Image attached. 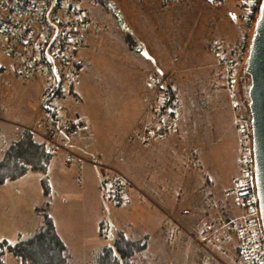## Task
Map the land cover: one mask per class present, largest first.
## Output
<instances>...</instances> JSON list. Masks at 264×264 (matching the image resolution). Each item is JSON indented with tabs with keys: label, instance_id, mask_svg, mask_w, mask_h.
Instances as JSON below:
<instances>
[{
	"label": "crops",
	"instance_id": "1",
	"mask_svg": "<svg viewBox=\"0 0 264 264\" xmlns=\"http://www.w3.org/2000/svg\"><path fill=\"white\" fill-rule=\"evenodd\" d=\"M124 1L121 9L111 0H108L109 3L104 8L106 9V13H111L113 9L115 11L119 9L117 13L121 16L127 29V34L123 39L124 46L122 50L126 58L125 65L131 66L133 97L128 99L125 111H115L107 113L105 116H100L102 115L100 111L93 110L92 107L83 106L81 88L77 85L74 88V93L81 97V102L78 105H73V107H77L79 110L84 121V127L75 142L83 152L95 156L101 162L109 161L115 155H118L119 159H115V165L133 181L135 187L129 188L126 204L122 207H116L114 211V220L110 221V225L112 226V223L116 221L117 226L112 228L108 225L109 229L105 230L101 228L102 222L104 225V210L101 203L102 198L100 199V190L103 193V197H108V195L103 192L97 169L87 163L95 169L94 172H97L98 179L92 176L93 169H87V164L84 165L80 172L75 161L67 162L64 153L56 154L57 159L53 160L51 169L61 168L60 164H62V175H73L69 167L74 165L76 180H79V177L82 178V182L79 180V188H81L78 191L80 194L77 196L79 200L72 199V197L62 199V203L65 205L62 207V238L68 245L70 258L74 261L76 259H86V261L88 260L91 263L97 251L108 244L113 238L114 233L119 231H123L128 237L144 239L145 247L140 257L151 260L154 258L158 263L162 256H167L171 250H174L175 244L178 246L177 228L175 227L176 232L174 235L172 229L166 233L162 232L163 228H165L163 221L168 223L171 221L167 217L168 220L163 218L164 214L163 216L160 215L159 210L153 205L156 203L154 201L156 197L161 202L166 203L167 201L166 196L161 194V180H158V183H156V180L152 185L150 181L152 176L153 178L159 177L163 179L164 170L166 169L170 172L172 169V159L183 161L182 174L186 182L182 185V193L185 195L189 193L191 188L195 189V180L197 190L199 191H202V188L207 187L212 182L219 180L227 187L225 191L227 195L231 196L227 191L233 184V179L240 172V159L236 158V152L233 149H229L232 145H227L228 141L225 136L221 135L220 139L222 143H226V147L221 146V144L215 145L212 141L210 144L214 146V149L210 150L207 148V133H212L215 136L214 130L216 127L205 129L207 133L203 135H196L197 131L191 129L189 123L182 118L184 114L182 106L184 103L182 95L179 94L184 88V80L192 74L191 72L197 69L198 63L206 67L219 66L221 74L226 80L228 88L226 92L215 88L213 78L210 77L217 74L218 70H206L203 82L208 83L209 89H211L210 97L218 107L222 106L224 102H228L229 107L231 104L230 109L232 108V117H234L236 126L235 146L238 147L241 137L238 130L237 111L234 108V104L237 102L235 100L238 98V91L236 89L234 90V94L231 93L232 90H230L227 80V69L222 63V56L231 54L238 47L239 37L237 43L230 40L227 44H224L222 53L216 52L213 48L214 41L217 39L222 40L224 38L222 34L224 33L217 30L214 36L211 34L215 31L213 28L212 32L210 31L211 36L208 39L210 41L209 46L206 47V43H199L201 46L196 50L199 61L197 63L192 56H188L187 49H185L188 33L193 30L191 19L197 16L196 5L192 4L193 0ZM224 1L221 0V2ZM227 12L231 14L230 11ZM206 16L210 18L208 13ZM221 21L212 22V24L217 28L218 25H221ZM110 26V29L107 31L108 33L106 32L107 34H92L89 37L88 45L79 53L78 66H81L82 63L86 64L83 53L90 46L89 43H92L90 39L93 36L98 39L108 37L113 28V21H111ZM132 54L138 56L139 63H137V57ZM9 60L7 65L12 75L10 84L13 83L15 86H19L25 90H28L33 82L37 85L35 94H27L29 97L28 110L20 109L19 117L22 120L11 122L12 125L18 123V128H21L22 131L26 125L34 124L38 121L40 110L39 107L37 109V106L40 102L41 85L35 79L15 74L10 67L11 57ZM3 69L4 64H0V70ZM149 72L155 73L159 78H165L168 89L181 100L182 109L180 110H183V112L182 115L179 112V118L174 131L167 136L155 137L149 141V144H144L141 140L129 139V135L138 123L144 124L145 122L156 121L154 116H144L148 92L144 80ZM193 80L201 81L199 77H192L191 81L193 82ZM210 84L213 85L210 86ZM89 111L90 113H88ZM94 111H97L99 114L94 115ZM12 117L15 118L16 116L11 114ZM113 121L121 124L125 122L127 125L115 127L112 125ZM143 124L139 127L140 129H142ZM198 140L201 141L199 144L197 143ZM181 146L186 148L180 149ZM177 154H180V157ZM164 162L166 163V167L163 164ZM211 163H213V166ZM136 164L138 165L139 174L138 183L135 182L131 175V170ZM85 169L86 171L88 170V178L87 183L83 185L86 174ZM29 172L23 176H27ZM21 178L0 183V240L18 241L25 234H34L41 225L42 215L38 212V203L42 201V197L36 187L25 186L26 182ZM225 178L228 179L227 182L224 181ZM189 179L193 181L190 189ZM145 186L149 187L148 190L144 188ZM88 191H90L89 194ZM91 193L94 198H92ZM208 195L209 193H204L202 205H207L210 210L212 209V205H215L219 209L217 202L215 200L210 201ZM89 198H91V201L88 202ZM26 207L28 209L29 207L32 208L31 215L29 214V210L26 214L24 213ZM109 215H111V212ZM157 215L160 216V221L156 219L155 216ZM234 215L230 213L226 217L222 212H219L217 215L213 214L212 217L204 216L201 227H199V224L196 225L202 243L198 242L197 247L205 250V248L209 249L210 245V249L212 248L217 253L228 256L229 264H234L232 260L238 255L236 231L232 230L233 235L228 240L223 235L225 229H221V239L216 240L214 235L215 226L206 230L205 221L213 219L218 222L217 225L226 224L227 228L231 230L232 219L236 217ZM157 226L161 237L152 235V228ZM107 233L109 234L108 237ZM148 242L151 245H148ZM186 248L188 260H192V258V261L198 260L197 257H194L193 253L199 256L202 254L201 250L200 253L196 247H191V249L189 247ZM88 257L90 258L88 259ZM212 263L215 264L214 261H201L199 264Z\"/></svg>",
	"mask_w": 264,
	"mask_h": 264
},
{
	"label": "built area",
	"instance_id": "2",
	"mask_svg": "<svg viewBox=\"0 0 264 264\" xmlns=\"http://www.w3.org/2000/svg\"><path fill=\"white\" fill-rule=\"evenodd\" d=\"M240 1L247 8L242 16L246 17L241 34L243 40H239L231 54L222 56L231 89L237 86L239 70L247 63L254 34L251 32L263 0ZM100 3V0H0V48L11 57L10 67L15 74L35 79L41 85L38 121L24 128L44 141L51 153L63 152L67 162L77 161L80 172L85 164L93 165L105 191L122 206L127 202L129 188L135 184L115 165L118 155L101 162L75 148V140L84 127L79 110L73 107L81 102V97L74 93L80 82L78 56L92 34L100 35L110 27L109 21L99 19L95 11L91 14V7ZM223 45V41L217 39L213 48L222 53ZM144 84L148 88L144 116H154L156 121L142 123V129L139 128L142 124L138 123L129 139L148 144L151 139L167 136L175 130L182 103L174 98L165 78L149 72ZM234 108L241 137L240 172L227 192L241 205L243 212L232 220L236 222L238 238V255L232 261L234 264H264V226L257 192L251 116L239 102ZM79 180L82 182L81 177ZM217 223L213 219L206 220V230ZM220 229H225L223 235L229 240L226 224L215 229L216 240L221 239ZM198 242L201 243L200 238ZM205 250L215 258V264H227L214 255L210 247Z\"/></svg>",
	"mask_w": 264,
	"mask_h": 264
},
{
	"label": "rangeland",
	"instance_id": "3",
	"mask_svg": "<svg viewBox=\"0 0 264 264\" xmlns=\"http://www.w3.org/2000/svg\"><path fill=\"white\" fill-rule=\"evenodd\" d=\"M111 1L116 3L119 9H121L123 3L125 2L124 0ZM105 2L109 3L108 0H105ZM112 2L110 3L113 4ZM192 4L196 5L197 16H194L191 19V26L193 25V30L188 33V37L185 41V49H187L188 56H192V58H194L197 63L199 61L197 59L198 53L196 52V50L199 46H201L199 43H206V47L209 46L210 41H208V39L211 36L210 31L213 28L215 29V31L211 34L214 36L216 35L217 30L224 33L222 34L224 36V38L222 37V41L224 42V44H227L230 40H233L235 43H237L238 37L239 40L242 39V36H239V33L240 31L241 34L243 32V23L244 19L246 20V17L243 19L242 16L245 14L243 11H247V8L242 4L240 0H225L224 2H221V0H193ZM118 10L115 11V9H113L111 13H106V9L101 5V3L97 7H91V14H94L95 11V15L98 16L99 19L108 20L110 24L111 21H113V28L108 37H101L98 39L93 36L90 39L92 43H89L90 46H88L86 51L83 53L86 64L82 63V65L79 66L81 80L77 85H79L81 88L83 106L92 107L93 110L100 111L102 113V115L100 116H105L107 113H112L115 111H125V106L128 103V99L133 97V82L131 79L132 74L130 73L131 66L125 65L126 58L122 50L124 46L123 39L127 34V29L122 21L121 16L117 13ZM226 10L230 11L231 14H229ZM207 13L209 14L210 18H208L207 16L205 17ZM233 17H235V19H233ZM219 20H222L221 25H218L217 28H215L212 22L216 23ZM253 31L254 25L251 35ZM175 46H177V44H175ZM132 55L137 57V63H139L140 61H138V56L136 54ZM8 57L9 56L7 55V53H5L0 48V64H4V69L0 70V158L3 156L6 147L12 142V140L16 139L19 136V133L21 131V128H18V123H14L12 125L11 122L22 120L19 117L20 109L28 110L29 108V97L27 96V94H35L37 90V85L33 81L28 90H25L19 86H15L13 83H9L12 75L10 74L11 71L7 65L10 61V57ZM243 69L244 67L240 68L239 72L241 73ZM206 70H218L217 74L210 76L213 78V84L215 88H219L223 92H226V89H228L225 82L226 80L221 74V69L219 66L206 67L204 65H199L198 63L197 69L191 72L192 74L184 80V88L181 90V93H179L182 95L184 103V105L182 106L184 110L182 118L187 121V123H189L191 129L197 131L196 135H203L207 133L205 129L216 127V129L214 130L215 136L212 135V133H207V148L210 150L214 149V146L210 144L212 141L215 145L221 144V146L226 147V143H222L220 139L221 135H223L228 141L227 145H232L229 149H233L236 152V158L239 160L240 151H238L239 146H235L236 126L234 117H232V108L230 109L231 104L229 107L228 102H224L222 106L218 107L212 101V98L210 97L211 89H209V85L207 82H203V76H205ZM190 77H199L201 81L193 80L192 82ZM248 77L249 75H246V72H244L242 77V84H250L246 82ZM213 84H210V86H212ZM236 89L238 91V84L235 89L230 88V90H232V92H230L234 94V90ZM237 96V102H239L243 110L251 116L250 112L247 109L243 92L241 91L240 93L238 91ZM183 110L179 111L181 112V115ZM88 113H90V111ZM11 114L16 117H12V119ZM98 114L99 113L97 111H94V115ZM112 125L115 127H123L127 124L125 122H122L121 124L119 122L113 121ZM200 142V140L197 141L198 144ZM185 148L186 147H180V149ZM177 155L178 157H180V154ZM54 159H57V155L53 157L52 162ZM171 161L172 169L170 170V172H168L166 169L164 170L163 179L159 177L153 178L152 176L150 181L152 185L156 180V183H158V180H161V194H164L166 196L167 201L166 203L161 202L156 197L155 200L153 199L156 202L153 205L159 210L160 215L163 216L164 214L163 218L167 217L171 221L169 223L163 221V226H165V228H163L162 232L166 233L172 229V233L174 235V233L176 232L175 227L177 228L178 246H176L175 244L174 250H171L167 256H162L159 263L156 262L154 258L153 260L141 258L139 253L135 260L138 262L137 264H199L201 261L215 262L216 260L210 254L209 250H203L197 247L200 235L197 232L196 225L199 224V227H201L204 216L212 217L213 214L217 215L219 214V212H222V214H224V216L226 215V217L230 213L235 214L234 216H236L235 218L237 219V217L242 214L243 208L233 199L232 196L227 195V193L225 192L227 187H225L223 185V182L219 180L212 182L207 187L202 188V191H199L197 190L196 180L195 189L193 190V188H191V186L193 185V181L192 179H189V189H191L189 193L185 195L184 193H182V185L186 182L182 174L183 161H178L175 159H172ZM163 164L166 167V163L164 162ZM60 165L61 168L57 167L52 169V163L50 165L48 171L50 188L48 194L44 191V187L41 181L42 174L38 171L30 170L27 176H20L19 178L22 177L21 179L26 182L24 184L25 186L27 185L36 187L38 189V192L42 197V201L38 203V212L41 213L42 211H46L52 216L55 227L62 237V207L65 206L64 203H62V199L65 197H68V199L69 197H72V199H76L78 201L79 198L77 196L80 194L78 191L81 188H79V180H76L74 165L69 167V169L73 172V175H62V164ZM211 165L213 166V163H211ZM177 167L178 169H176ZM87 169H93L92 176L97 179L99 178L96 174L97 172H94L95 169L92 166L88 165ZM85 173L86 174L83 185L87 183L88 170L86 171L85 169ZM131 175L133 176L135 182L138 183L139 174L137 164L132 168ZM224 181L227 182L228 179L225 178ZM144 188L148 190L149 187L145 186ZM205 192L209 193L208 197L210 201L215 200L217 202L219 209L216 208L215 205H212V209L210 210L207 205H202L203 195ZM89 193L90 191H88V194ZM100 195V199L102 198L101 203L104 210L103 228L105 230H108L110 221L114 220V211L116 207L122 206L117 205L111 198L107 196L103 197V193L101 190ZM92 198H94L93 195ZM89 201H91V198L88 199V202ZM28 210L29 214L31 215L32 208L30 207L29 209L26 207L24 213L26 214ZM110 212L111 215H109ZM155 217L158 221H160V216L157 215ZM231 223L232 229L228 230L230 237H232L233 235L232 230L234 229V231H236V222L234 221ZM115 226H117L116 221L112 223V226L110 225V227L112 228H115ZM218 228H220V225L215 226V229ZM32 235L33 233L25 234L23 237H21V239L28 238ZM108 235L109 234L107 233V237ZM152 235L161 237L158 226L152 228ZM130 238L139 239L134 237ZM147 244L151 245L149 242ZM186 247H189L190 249L191 247H196L199 252L201 250V256H199L198 254L195 255L193 253L194 257H197L198 260L192 261L193 258L192 260L187 259ZM210 250L214 255L222 259L225 263L229 264L228 256L222 253H217L216 250L212 248ZM89 258L90 257H88V259ZM70 260L72 264L93 263V261L89 263L90 261H86V259H76V261H74L71 258ZM6 264H17L14 257L10 253L6 255Z\"/></svg>",
	"mask_w": 264,
	"mask_h": 264
},
{
	"label": "trees",
	"instance_id": "4",
	"mask_svg": "<svg viewBox=\"0 0 264 264\" xmlns=\"http://www.w3.org/2000/svg\"><path fill=\"white\" fill-rule=\"evenodd\" d=\"M100 2L103 7L108 4L105 0ZM244 72L250 77V80L248 77L246 81L250 83L248 85L242 84ZM239 74L238 91L243 92L247 109L250 112V99L246 90L251 85V75L247 63ZM173 96L178 98L174 94ZM75 148L76 151L86 154L79 146ZM55 155L34 133L22 129L19 136L6 147L0 158V183L15 180L30 170H35L42 174V185L45 193L48 194L50 188L48 171ZM116 158L119 159V156ZM75 164L78 167L77 161ZM102 189L104 194L106 193L110 198L103 185ZM41 215V225L32 236L16 242L7 239L0 240V264H6L8 253L14 257L17 264H72L68 246L57 231L52 216L46 211H42ZM101 228H103V222ZM112 237L108 244L97 251L92 264H137L135 258L145 247L144 239H132L123 231L114 233Z\"/></svg>",
	"mask_w": 264,
	"mask_h": 264
},
{
	"label": "water",
	"instance_id": "5",
	"mask_svg": "<svg viewBox=\"0 0 264 264\" xmlns=\"http://www.w3.org/2000/svg\"><path fill=\"white\" fill-rule=\"evenodd\" d=\"M262 9H264V0L256 21L247 60L251 85L246 91L250 99L249 109L252 118L256 183L264 226V11Z\"/></svg>",
	"mask_w": 264,
	"mask_h": 264
},
{
	"label": "snow or ice",
	"instance_id": "6",
	"mask_svg": "<svg viewBox=\"0 0 264 264\" xmlns=\"http://www.w3.org/2000/svg\"><path fill=\"white\" fill-rule=\"evenodd\" d=\"M249 2H251V0H249ZM262 11H264V9H262ZM233 19H235V17H233Z\"/></svg>",
	"mask_w": 264,
	"mask_h": 264
},
{
	"label": "clouds",
	"instance_id": "7",
	"mask_svg": "<svg viewBox=\"0 0 264 264\" xmlns=\"http://www.w3.org/2000/svg\"><path fill=\"white\" fill-rule=\"evenodd\" d=\"M251 120H252V118H251Z\"/></svg>",
	"mask_w": 264,
	"mask_h": 264
},
{
	"label": "flooded vegetation",
	"instance_id": "8",
	"mask_svg": "<svg viewBox=\"0 0 264 264\" xmlns=\"http://www.w3.org/2000/svg\"><path fill=\"white\" fill-rule=\"evenodd\" d=\"M249 57V56H248ZM248 60V59H247Z\"/></svg>",
	"mask_w": 264,
	"mask_h": 264
},
{
	"label": "bare ground",
	"instance_id": "9",
	"mask_svg": "<svg viewBox=\"0 0 264 264\" xmlns=\"http://www.w3.org/2000/svg\"><path fill=\"white\" fill-rule=\"evenodd\" d=\"M149 144V143H148Z\"/></svg>",
	"mask_w": 264,
	"mask_h": 264
}]
</instances>
